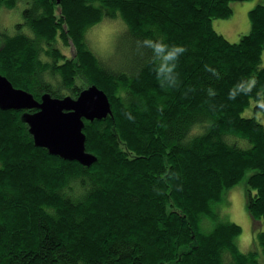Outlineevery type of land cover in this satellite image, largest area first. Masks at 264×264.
Instances as JSON below:
<instances>
[{
	"label": "trees",
	"instance_id": "1",
	"mask_svg": "<svg viewBox=\"0 0 264 264\" xmlns=\"http://www.w3.org/2000/svg\"><path fill=\"white\" fill-rule=\"evenodd\" d=\"M56 1L0 23V73L37 99L96 84L112 114L85 122L87 166L0 107V264H264V230L243 251L220 211L245 180L264 224V4L232 42L214 20L236 0H63L60 19ZM102 21L121 24L108 57L86 36Z\"/></svg>",
	"mask_w": 264,
	"mask_h": 264
},
{
	"label": "water",
	"instance_id": "2",
	"mask_svg": "<svg viewBox=\"0 0 264 264\" xmlns=\"http://www.w3.org/2000/svg\"><path fill=\"white\" fill-rule=\"evenodd\" d=\"M0 107L25 111L22 118L28 123L37 146L87 166L93 164L97 156L86 149L85 122L112 114L108 94L96 84L83 88L75 97H58L45 92L37 99L31 91L15 87L1 73Z\"/></svg>",
	"mask_w": 264,
	"mask_h": 264
},
{
	"label": "rangeland",
	"instance_id": "3",
	"mask_svg": "<svg viewBox=\"0 0 264 264\" xmlns=\"http://www.w3.org/2000/svg\"><path fill=\"white\" fill-rule=\"evenodd\" d=\"M56 2L58 3L56 5V11L58 13L57 19H60L61 4L63 0H57ZM259 3L264 4V0L234 1L233 14L230 17L214 20L216 29L224 33L232 42L236 41L237 39H235V37H238L239 34L240 36L244 35L245 33L243 32H246V29L249 30L252 27V23L249 18V11ZM25 7L26 0H17L16 6L14 8L1 9L0 23L8 30V32H13L16 30V25L24 21L23 10ZM118 27H121V24L119 25L114 21H102L92 26L86 34L92 48H94L95 51L107 54V57L110 56L112 51L115 49V42L117 38L115 29ZM71 44L72 43H70V45ZM0 46L2 45L0 44ZM61 46H63L62 50L67 54L75 52L73 45L66 46L64 42H61ZM250 113L251 112H246L245 114L251 115ZM262 117L264 121V115H262ZM257 118L260 119L259 116ZM227 192V199L230 203L229 208L223 206L220 211L227 214L229 220H233L242 226V233L237 239L240 248L243 251L255 250L261 253V246L260 244H255V241L259 243L258 240H255V237L258 236L261 230H264V224L261 221L252 218L250 213L247 211L246 193H248V191L245 180L235 184L230 189H228ZM221 219L226 218L221 217Z\"/></svg>",
	"mask_w": 264,
	"mask_h": 264
},
{
	"label": "crops",
	"instance_id": "4",
	"mask_svg": "<svg viewBox=\"0 0 264 264\" xmlns=\"http://www.w3.org/2000/svg\"><path fill=\"white\" fill-rule=\"evenodd\" d=\"M248 31V29H246V32ZM243 33H245V32H243ZM236 35V34H235ZM240 37V34L238 35V37H235V39H237L238 40V38Z\"/></svg>",
	"mask_w": 264,
	"mask_h": 264
},
{
	"label": "clouds",
	"instance_id": "5",
	"mask_svg": "<svg viewBox=\"0 0 264 264\" xmlns=\"http://www.w3.org/2000/svg\"><path fill=\"white\" fill-rule=\"evenodd\" d=\"M65 95H71V94H65ZM65 95H63V96H65ZM75 97V96H74Z\"/></svg>",
	"mask_w": 264,
	"mask_h": 264
}]
</instances>
